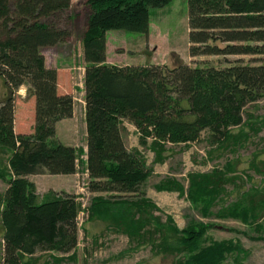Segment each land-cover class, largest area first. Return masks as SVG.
<instances>
[{
  "label": "trees",
  "instance_id": "obj_1",
  "mask_svg": "<svg viewBox=\"0 0 264 264\" xmlns=\"http://www.w3.org/2000/svg\"><path fill=\"white\" fill-rule=\"evenodd\" d=\"M171 2L87 1L89 12L80 35L86 150L56 136L57 123L74 116L76 101L74 94L59 90V70L48 67L43 54L44 49L71 40L82 10L73 0H0V76L8 86L0 102V178L9 184L0 193V218L7 264H40L39 249L62 253L76 249L81 208L76 194L49 190L41 200L29 176L76 174L80 165L89 173V190L105 192L91 199L90 219L103 220L138 243H152L157 253L176 256L174 264H224L230 253L246 251L231 239L201 245L210 224L180 230L172 215L165 220L157 215L161 208L143 190L154 169L138 147L128 148L123 129L126 122L133 123L143 146L151 139L155 162L160 163L168 158L169 144L188 145L204 131L212 145L231 151V145L249 138L243 126L248 124L258 133L264 117L254 116L248 104L264 98V61L251 63L264 56V0H188L191 56H222L225 65L107 61L109 30L149 33L151 8ZM232 55L253 58L231 60ZM25 85L27 97H34V109L17 104L18 91ZM19 123L26 124L29 132L18 130ZM236 127L240 131H234ZM226 168V174L219 169L189 173L187 197L206 214L225 193L226 183L241 178L228 175L235 169L233 163ZM155 189L186 192L173 177L160 181ZM239 193L238 200L219 215L240 217L262 229L264 188L254 186ZM69 258L75 256L49 254L43 263L63 264Z\"/></svg>",
  "mask_w": 264,
  "mask_h": 264
},
{
  "label": "rangeland",
  "instance_id": "obj_2",
  "mask_svg": "<svg viewBox=\"0 0 264 264\" xmlns=\"http://www.w3.org/2000/svg\"><path fill=\"white\" fill-rule=\"evenodd\" d=\"M73 1L75 7L82 10L79 25L74 28L76 33L71 40L66 42V46L71 50L69 52H72L73 55L71 67L74 71L73 78L76 85L74 92L76 103L73 118L69 121L64 120L59 124V131L57 130L56 136L63 143H68L74 147H84L87 131L86 112L83 108L85 58L81 50L80 35L89 11L86 5L88 0ZM188 14V0H172L171 3L161 8H151L149 33L121 29L109 30L107 36L110 42L108 53L110 63L115 65L160 63L173 67L178 60H182L192 66L198 65V63L225 65L222 56L211 54L191 56ZM60 49L63 50V48ZM262 57L252 61L251 58L253 57L249 55H232L229 58L231 60L244 58L246 62L250 60L252 64H255V62L261 63L264 61V56ZM7 90L6 81L0 76V99L6 97ZM18 92L27 93V86H22ZM248 105V109L254 116L257 118L264 117V98ZM246 118H248L247 115ZM257 118H251V120L256 122ZM258 123H261V121ZM124 126L123 134L128 148L138 147L142 154L146 156L148 164L154 169L149 179L143 184V190L161 208L162 212L158 211L157 215H161L163 220L166 219V215H172L180 230L195 225L201 229V224H210V227L205 230L201 245L206 246L217 240L228 239L241 243L246 251L241 252V254L240 252L230 253L224 264H264V218L259 221L263 225L262 229L257 230L253 224L241 220L240 217L229 214L226 216L224 214L219 215L218 213L221 212L223 207H227L229 203L238 200L240 190L246 191L254 186L264 188V126L258 133L253 131L248 124L243 126L246 131L250 132L249 138L242 144L231 145L230 149L233 151L223 150L218 148V145H212L208 141V131H204L198 141L188 145L184 143L169 144L168 158L165 163L155 162L156 155L149 144L151 139H148V145L143 146L140 143V133L136 126L127 122ZM234 131H240V127H236ZM83 158L86 159V156ZM229 163H233L235 169L234 171L230 169L228 175H240L241 178L238 177L237 180L226 183L225 193H222L210 208L211 213L206 214L205 211L201 210L202 207L199 204L187 197L190 182L189 173L197 171L201 173L211 172L214 169H219L226 174V167ZM78 172L79 174H76V177L71 176L70 178H54V176V180L51 177H45L48 179L42 180L40 192L37 186V193L40 195L41 200L43 195L49 192L48 187L50 186V190H67L76 194L77 200L81 204L78 214L79 244L76 249L68 253L59 251L44 252L39 249L37 256H42L39 261L40 264H44L43 262L49 258V254L65 257L75 256V258L64 261L63 264H174L176 256L166 254L164 251L157 253L156 249L152 247V243H138L126 234L115 231L114 226L108 225L103 220L90 219L89 206L91 199L94 196L105 194V192H92L89 190L90 177L83 165L78 167ZM168 177L181 181L186 188V192L156 190L157 183L168 179ZM8 185L0 178V193L5 192ZM1 210L2 205L0 204V212ZM1 222L2 219L0 218V264H7L3 257ZM74 252L76 253L73 255ZM185 255L189 256L190 252Z\"/></svg>",
  "mask_w": 264,
  "mask_h": 264
},
{
  "label": "crops",
  "instance_id": "obj_3",
  "mask_svg": "<svg viewBox=\"0 0 264 264\" xmlns=\"http://www.w3.org/2000/svg\"><path fill=\"white\" fill-rule=\"evenodd\" d=\"M107 42H108V46H107V61L110 62V58H109V54H108L109 53V48H110L109 39H108ZM80 44H81V42H80ZM62 45H64V46L62 47ZM60 48H63V50H61ZM66 48H68V49H66ZM69 50H70L69 47L66 46V42H63V43H59L57 46L48 47V48L44 49L43 50V54L46 57V65L48 67L49 66L50 67H56L59 70V75H60V78H59L60 79L59 80V90H62L65 93H69V94L73 95L74 92H75V86L76 85H75V80L73 78V75H74L73 72L74 71H73V69L71 67L72 60H73V55H72V52H69ZM81 50L83 51V45L82 44H81ZM84 75H85V71H84ZM83 89H84V85H83ZM83 91H84L83 93L85 95V89ZM4 98L0 99V102L4 101ZM17 104H19L20 106H23L24 108L34 109V107H35L34 106L35 105L34 97H29L28 98L27 97V93H23V92L20 93L19 92L18 95H17ZM85 107H86V101H84V105H83L84 109H85ZM85 115H86V113H85ZM72 118L73 117L65 118V119L59 121L57 123V130L59 131V126H60L59 124H61L64 120H68L69 121ZM20 123H19V125L17 124V127L19 126L18 130L21 129L23 131H26L25 133H28L30 128L29 129H24V128H26L27 125L26 124H20ZM22 123H28V122L22 121ZM127 123H129V122H127ZM28 126L31 127L30 122L28 123ZM84 147L87 149L86 144H85ZM76 174H79V172H76ZM76 174H65V175H61L60 174V176H56L55 174L54 175L46 174V173L31 174L29 176V179L30 180L32 179V180L35 181V183H37V186H38V189H39V192H40V185H41L42 180L48 179V178H45V177L48 176V177L53 178L55 176L54 178H56V177L70 178L71 176L72 177H76ZM50 188L51 187L49 186L48 189L50 190Z\"/></svg>",
  "mask_w": 264,
  "mask_h": 264
}]
</instances>
